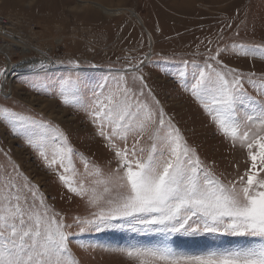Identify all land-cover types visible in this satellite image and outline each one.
<instances>
[{"label": "snow or ice", "instance_id": "snow-or-ice-1", "mask_svg": "<svg viewBox=\"0 0 264 264\" xmlns=\"http://www.w3.org/2000/svg\"><path fill=\"white\" fill-rule=\"evenodd\" d=\"M232 48H239L240 56H264V42ZM226 51L217 47L199 63H181L193 69L185 91L229 146L244 152L247 166L232 179L217 175L215 163L201 159L188 143L146 83L143 60L119 69L111 83L94 86L77 74L81 65L76 59L20 65L32 72L56 64L68 68L59 95L65 105L85 113L108 158L99 164L81 155L86 174L95 177L86 187L76 178L72 158L78 152L58 125L5 107L0 118L11 125L10 131L24 137L46 167L58 172L68 193L87 199L89 211L66 220L0 148L6 159L0 165V264H86V253L95 246L80 244L74 251V237L108 230L165 236L153 248L105 249L131 264H264V72L229 66L223 59ZM9 74L15 68L0 67V79L6 81ZM201 233L261 239L254 246L202 255L180 254L167 239Z\"/></svg>", "mask_w": 264, "mask_h": 264}, {"label": "rangeland", "instance_id": "rangeland-1", "mask_svg": "<svg viewBox=\"0 0 264 264\" xmlns=\"http://www.w3.org/2000/svg\"><path fill=\"white\" fill-rule=\"evenodd\" d=\"M99 3L105 8L96 6ZM0 15L8 19V26L0 30V67L25 59L37 64L42 59H76L81 65L77 74L94 86L104 80L111 83L119 69L143 60L146 83L201 159L214 162L216 174L228 179L245 170L244 152L229 146L200 104L185 91L183 84L191 81L193 69L191 64L185 69L181 62L199 63L209 50L220 47L227 50L223 59L229 66L258 75L264 72V56H240V49L232 48L234 44L264 42V0H0ZM67 72L66 66L56 64L46 70L9 74V83L0 79V112L9 107L23 115H42L58 125L78 152L72 158L76 178L88 187L95 177L91 171L86 174L81 155L103 164L108 153L103 141L93 135L85 113L63 103L59 82ZM10 129L11 125L0 118V148L39 187L47 205L66 220L71 215L87 214V199L68 193L58 172L50 171L26 139ZM2 164L6 159L0 153ZM167 239L180 254L202 255L254 246L261 238L201 233ZM163 240L160 233L108 230L78 235L73 243L74 251L80 244L95 246L86 253V264H131L126 257L105 249L131 245L153 248Z\"/></svg>", "mask_w": 264, "mask_h": 264}, {"label": "bare ground", "instance_id": "bare-ground-1", "mask_svg": "<svg viewBox=\"0 0 264 264\" xmlns=\"http://www.w3.org/2000/svg\"><path fill=\"white\" fill-rule=\"evenodd\" d=\"M93 3H95V4H97L96 2H94L93 1ZM100 4V3H99ZM96 6H98V7H104L102 4H100V5H96ZM105 8V7H104ZM122 9H119L117 12H120ZM113 14H114V12H112ZM116 13V12H115ZM139 18V17H138ZM139 21H140V23H141V19L139 18ZM27 62H35V63H37L35 60H32V59H25V60H23V61H21V62H19V63H14V62H10L9 63V66H8V68L9 69H13V68H15V74H13V76H17V75H20V74H22L21 72H23V70H25V69H27L26 67H20V65H26V63ZM10 80V79H9ZM9 80H7L8 81V83H9ZM10 91H12V90H10ZM7 92H9V90L7 91Z\"/></svg>", "mask_w": 264, "mask_h": 264}, {"label": "built area", "instance_id": "built-area-1", "mask_svg": "<svg viewBox=\"0 0 264 264\" xmlns=\"http://www.w3.org/2000/svg\"><path fill=\"white\" fill-rule=\"evenodd\" d=\"M7 24H8V19L0 15V30L2 27L4 29L6 26H8Z\"/></svg>", "mask_w": 264, "mask_h": 264}]
</instances>
